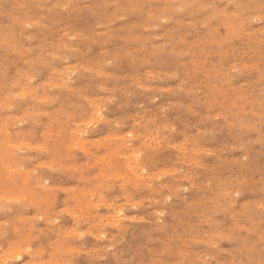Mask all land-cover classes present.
Masks as SVG:
<instances>
[{"label": "rangeland", "instance_id": "rangeland-1", "mask_svg": "<svg viewBox=\"0 0 264 264\" xmlns=\"http://www.w3.org/2000/svg\"><path fill=\"white\" fill-rule=\"evenodd\" d=\"M0 158V264H264V0H0Z\"/></svg>", "mask_w": 264, "mask_h": 264}, {"label": "bare ground", "instance_id": "bare-ground-1", "mask_svg": "<svg viewBox=\"0 0 264 264\" xmlns=\"http://www.w3.org/2000/svg\"><path fill=\"white\" fill-rule=\"evenodd\" d=\"M189 21V20H188ZM180 24V23H179ZM152 74V73H151ZM20 91V90H19ZM44 98V97H43ZM38 99V98H37ZM2 102V101H1ZM44 112V111H43ZM89 119V118H88ZM100 119V118H99ZM98 120V119H97ZM85 121V120H84ZM89 123V122H88ZM6 124V123H5ZM76 124V123H75ZM3 128V127H2ZM75 129V128H74ZM72 130V129H71ZM8 131V130H7ZM17 131V130H16ZM19 131V130H18ZM15 132V131H14ZM21 132V131H20ZM75 132H77V131H75ZM42 133V132H41ZM110 133V132H109ZM115 134V133H114ZM120 134V133H119ZM76 135V134H75ZM107 135H109V134H107ZM117 135V134H116ZM116 135H114V136H116ZM46 136V135H45ZM80 136V135H79ZM110 136V135H109ZM147 136V135H146ZM79 138V137H78ZM97 139V138H96ZM95 139V140H96ZM77 140V139H76ZM78 140H81V139H78ZM84 141V140H83ZM86 141V140H85ZM4 143V142H3ZM93 143V142H92ZM6 144V143H5ZM12 144H14V143H12ZM26 144V143H25ZM9 145V144H8ZM19 145V144H18ZM28 145V144H27ZM36 145V144H35ZM41 145V144H40ZM80 145V144H79ZM20 146V145H19ZM37 146V145H36ZM67 146V145H66ZM78 146V145H77ZM16 147V146H15ZM89 147V146H88ZM38 148V147H37ZM66 148V147H65ZM40 149V148H39ZM116 149V148H115ZM7 151V150H6ZM85 151V150H84ZM107 151V150H106ZM111 151V150H110ZM108 152V151H107ZM134 152V151H133ZM138 152V151H137ZM114 153V152H113ZM132 153V152H131ZM11 154V153H10ZM135 154V153H134ZM133 154V155H134ZM3 155V154H2ZM124 155V154H123ZM9 156V155H8ZM1 159V158H0ZM101 159V158H100ZM135 159V158H134ZM8 161V160H7ZM42 161V160H41ZM40 161V162H41ZM130 161V160H129ZM128 161V162H129ZM13 162V161H12ZM48 162L50 163V161L48 160ZM3 163H5V162H3ZM7 163V162H6ZM9 163V162H8ZM7 163V164H8ZM96 163V162H95ZM6 164V165H7ZM39 164V163H38ZM45 163H43V165H44ZM128 164V163H127ZM5 165V166H6ZM9 165H10V163H9ZM47 165H48V163H47ZM108 165V164H107ZM129 165H130V163H129ZM128 165V166H129ZM136 165V164H135ZM138 165H140L139 163H138ZM15 166V165H14ZM17 166H19V165H17ZM78 166V165H77ZM76 166V167H77ZM20 167V166H19ZM68 167V166H67ZM133 167V166H132ZM139 167V166H138ZM7 169H9L8 167H6ZM15 168V167H14ZM75 168V167H74ZM121 168V167H120ZM126 168V167H125ZM18 169H20V168H18ZM10 171H11V169H9ZM116 169H114L113 171H115ZM131 170V169H130ZM162 170V169H161ZM19 171H22V170H19ZM101 171V170H100ZM140 171V170H139ZM108 172V171H107ZM116 172V171H115ZM121 172V171H120ZM135 172H137V171H135ZM134 172V173H135ZM13 173V172H12ZM138 173V172H137ZM136 174V173H135ZM120 175V174H119ZM158 175V174H157ZM156 175V176H157ZM122 176V175H121ZM127 176V175H126ZM12 177V176H11ZM28 177V176H27ZM13 178V177H12ZM140 178V177H139ZM178 178V177H177ZM9 179V178H8ZM11 180V179H10ZM24 180V179H23ZM100 186V185H99ZM43 187V186H42ZM41 187V188H42ZM137 187V186H136ZM72 189H73V187H71ZM96 188V187H95ZM98 188V187H97ZM16 189H18V188H16ZM25 189V188H24ZM64 189H66V188H64ZM68 189V188H67ZM70 189V188H69ZM99 190V189H98ZM11 191H13V190H11ZM96 191H97V189H96ZM91 192V191H90ZM11 193V192H10ZM21 193V192H20ZM76 194V193H75ZM90 194V193H89ZM93 194V193H92ZM95 194V193H94ZM130 194V193H129ZM11 195H12V193H11ZM22 195V194H21ZM53 195V194H52ZM86 195V194H85ZM133 195V194H132ZM13 196H16V194L15 195H13ZM24 196V195H23ZM87 196V195H86ZM2 197V196H1ZM9 197H11V196H9ZM100 197V196H99ZM6 198H7V196H6ZM101 198V197H100ZM127 198V197H126ZM147 198V197H146ZM17 199V198H16ZM104 199H106V198H104ZM31 200H33V199H31ZM91 200V199H90ZM100 200V199H99ZM96 201H98V200H96ZM124 201V200H123ZM134 201V200H133ZM89 202V201H88ZM102 202V201H101ZM126 202H129V201H126ZM140 202V201H139ZM108 203V202H107ZM106 203V204H107ZM137 203V202H136ZM77 204V203H76ZM89 204V203H88ZM105 204V203H104ZM109 204V203H108ZM113 204V203H112ZM117 204V203H116ZM121 204V203H120ZM75 205V204H74ZM86 205V204H85ZM96 205V204H95ZM123 205V204H122ZM79 206V205H78ZM87 206V205H86ZM120 206V205H119ZM79 207H81V206H79ZM122 209V208H121ZM155 210V209H154ZM161 210V209H160ZM118 211V210H117ZM71 212V211H70ZM156 212V211H155ZM35 214V213H34ZM104 215V214H103ZM19 216V215H18ZM76 216V215H75ZM102 216V215H101ZM125 216V215H124ZM135 216V215H134ZM26 217V216H25ZM100 218V217H99ZM107 218V217H106ZM111 218H112V216H111ZM115 218V217H114ZM123 218V217H122ZM120 219H121V217H120ZM136 219V218H135ZM138 219V218H137ZM5 220V219H4ZM98 220H101V218L100 219H98ZM112 221V220H111ZM115 221V220H114ZM117 221V220H116ZM4 222V221H3ZM105 222V221H104ZM98 223V222H97ZM114 224H115V222H113ZM15 227H17L16 225H15ZM72 228V227H71ZM70 228V229H71ZM39 230V229H38ZM73 230V229H72ZM65 231V230H64ZM91 232V231H90ZM66 233H68V232H66ZM69 234V233H68ZM102 234V233H101ZM27 235H29V234H27ZM30 236V235H29ZM81 236V235H80ZM80 236H78V237H80ZM26 237H28V236H26ZM96 237V236H95ZM104 237V236H103ZM30 239V238H29ZM15 241V240H14ZM24 241V240H23ZM17 243V242H16ZM57 243V242H56ZM55 243V244H56ZM12 244V243H11ZM21 244V243H20ZM24 244V243H23ZM57 245V244H56ZM29 246V245H28ZM67 246V245H66ZM68 247V246H67ZM16 248V247H15ZM20 248H21V246H20ZM71 248H73V247H71ZM111 248V247H110ZM9 249V248H8ZM24 249H25V247H24ZM38 249V248H37ZM74 249H76V248H74ZM11 250H14L13 248L11 249ZM18 250V249H17ZM20 250H22V249H20ZM55 250V249H54ZM25 251V250H24ZM11 255H12V253H11ZM19 255H20V253H19ZM13 256V255H12ZM4 258V257H3ZM204 258V257H203ZM5 262V261H4ZM25 262V261H24ZM58 262V261H57ZM38 263V262H37ZM66 263V262H65ZM6 264V263H5ZM24 264V263H23ZM33 264V263H32ZM36 264V263H35Z\"/></svg>", "mask_w": 264, "mask_h": 264}]
</instances>
